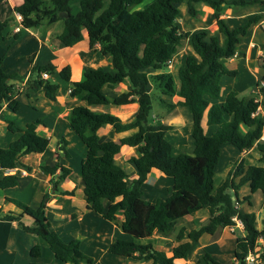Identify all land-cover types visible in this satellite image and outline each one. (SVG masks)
<instances>
[{"label":"trees","instance_id":"obj_1","mask_svg":"<svg viewBox=\"0 0 264 264\" xmlns=\"http://www.w3.org/2000/svg\"><path fill=\"white\" fill-rule=\"evenodd\" d=\"M72 1L21 0L12 8L21 16V28L4 34L14 20L0 21V43L8 47L9 42L21 39L28 29H43L61 22L62 28L54 33V37L64 46L73 47L86 35L89 50L110 56L111 70L86 68L77 81L70 80L69 64L57 70L51 63L33 67L27 80L29 88L43 92L47 99L56 100L58 86L49 78H42L41 73L58 72L61 79L70 83L69 96L81 102L70 109L68 122L87 148L86 156L80 162L85 200L102 219L115 224L116 214L122 213V220L117 224L122 235L108 244L107 252L150 264H175L176 259L189 257L201 235L214 234L218 228L228 227L235 236L232 264H247L245 258L249 253L257 258L256 264H261L258 256L264 259V215L259 228L256 213L245 209L244 205H252V194L257 190L264 198V166L247 164L241 158L232 164L219 186L214 187L213 178L219 164V150L224 144L239 151L255 147L264 160V141L260 140L264 119L258 114L253 115L259 102L252 96L240 97L235 90L228 91L220 103L211 100L219 99L221 95V77L237 74L236 69L225 65L224 59L235 54L240 38L261 18V15H255L230 28L222 15L226 9L264 4V0H153L144 8H136L144 0H107V4L106 0H80L76 13L72 12ZM183 1H186L191 17L197 15L196 2L203 1L211 7L216 31L209 32L207 28L183 30L177 22L178 5ZM61 12H66L67 16H60ZM182 39L190 42L192 53L177 70V85L172 73L166 69ZM9 80L20 81L21 77L16 72L3 71L0 66V110L6 103L9 110L17 112L21 106L19 91ZM120 83H125L128 89L113 97L104 94L103 87L114 88ZM256 85L264 93V74ZM161 95H177L180 99L169 103ZM153 100L167 113L176 106L188 109L192 118L193 148L190 153H172L173 145L165 137L172 125L154 116ZM133 103L137 104V111L129 122H123L108 111L90 108ZM204 117L207 125H217L211 134L205 132ZM39 123L40 119H34L20 129L13 120H6L7 130L18 136L7 147L0 148L1 168L13 169L22 164L24 155L45 151L49 138L38 134ZM105 125H110L116 133L135 131L118 140H100L98 131ZM67 143L64 137L59 140L54 164L39 166L42 172L52 175L58 169L59 181L72 173V169L60 161L62 157H70L65 147ZM122 146L137 148L138 155L127 159L135 169L132 177L115 161ZM152 168L173 179L167 196L154 201L146 198L142 190ZM20 178L16 173L2 175L0 188L14 187ZM245 185L250 193L239 197V191ZM72 192L59 190L63 195ZM48 199L49 194L45 193L37 205L30 206L6 198L20 212L16 215L11 211L4 212L0 207V219L15 221L22 231L40 237L57 262L93 264V257L81 250L78 238L65 241L50 227L45 212ZM200 209L208 211L207 221L189 231L181 227L176 238L186 237L187 240L174 245L170 253L146 241L154 233L170 234L180 218ZM25 217L31 219L30 222H26ZM29 256L31 260L27 264H56L39 260V244L31 246ZM198 264L224 263L210 253H204Z\"/></svg>","mask_w":264,"mask_h":264},{"label":"crops","instance_id":"obj_2","mask_svg":"<svg viewBox=\"0 0 264 264\" xmlns=\"http://www.w3.org/2000/svg\"><path fill=\"white\" fill-rule=\"evenodd\" d=\"M3 2H5V4L8 5L12 15L15 17L16 21L20 24L18 13L12 11V8L16 5H19L21 0H0V12L3 13L5 12L4 16H6V13L8 14V12L5 11L6 8L2 9ZM194 6L197 9V15L195 17H192L194 20L188 14L190 16L191 21L193 22L191 28L193 30L198 28H207L209 32L216 31L217 26L215 24V18L213 17V10L211 9V7H209L203 1L196 2ZM255 15H261L260 20L256 23L251 24L247 34L240 38L239 42L236 45L235 54L230 58L224 59V63L229 69L237 70V74L231 77H236L241 80L242 73H247V76L250 80L246 84L236 83L237 86L235 84L234 85L228 84L223 86V88L226 90L225 94L222 96V98L211 100V102H218V103L222 102L226 94L230 90H235L239 94L240 89L242 87L246 89L253 88V90L255 92H258L259 94L263 93L260 90V86L256 85V82L264 74V4L250 5L245 7H239L236 9H226L222 17L230 28H234L236 26L243 24L250 17H253ZM40 31L41 32L37 34L36 32L33 33L30 29H28L27 33L21 39L13 42L11 45H9L6 48L1 46L0 44V58H1L0 66L3 71L11 72V69L14 68L12 66L17 64L18 62L23 61L24 58L27 59L28 61V69L26 70L25 75H22L21 73H19V71H15L21 77V80L20 81L9 80V82L15 84V86L18 88L19 91L18 99L21 101V106L17 112H12L7 108L6 103L3 104V107L0 110V135L2 137V140L4 141L5 144L8 145L12 140H14L18 136V133H11L7 130L6 120L9 119L13 120L16 126L19 127L20 129H23L32 120L40 119V123L37 127L38 134L49 138L48 146L44 152L40 154L24 155L21 158L22 164L18 165L13 169L5 170L0 167V176L5 175L7 173H16L21 177L19 179V183L16 186L8 187V188H0V207H2V210L4 212L11 211L13 212V214L17 215L20 212L19 209L16 208L12 203L8 202L6 198H14L20 200L21 202L27 205L35 206L39 203L41 197L45 193L49 194V199L46 202L45 212L46 215L47 214L51 215V220L47 215L50 223V227L57 232H61L62 236L67 239L77 238L78 236L77 234H80L79 240H80L81 250L87 255L93 257L95 261L93 264L96 263L150 264L149 261L133 260L107 252L108 244L116 237L122 235V231L117 225L122 220L121 212H118L116 214L115 222L117 224H115L112 221H107L102 219L100 215L96 214L93 210H91L89 203H87V201L85 200L83 194V185L81 181H79L77 178L74 179L71 175L72 173L66 178L59 181V179L57 178L59 174L58 169L52 175L50 173L42 172L39 168V166L43 163L49 165L54 164L55 162L54 157L56 153V148L58 146L56 148L51 147L50 139L55 138V140L54 139L53 140L59 142V140L61 139V138L59 139V130H58L59 122H63L64 124L68 125L69 124L68 115L70 109L73 106L81 103L76 98L73 97H70L71 100L66 99V101L64 100L63 97L61 99V102H58L57 99L50 100L44 97L43 92L34 91L33 89L28 87L27 80L28 78H30V72L33 67L51 63L57 67V70H59V68L62 65L69 64L71 62V59L69 58H72V56L69 55L68 59L63 61V58L61 57L62 55L60 56L59 54L60 50L58 51V49L54 48V46L47 39L49 35V31L46 30V28H43ZM220 39H222V36H220ZM82 43L85 45L84 50L88 52L90 51L88 49L86 35H85L84 40H82L80 43H78L73 47H69L71 48L70 51L71 54L74 56V58H76L79 53L81 54L83 52L79 48ZM93 52L95 53L97 60L96 63L92 62L89 67H93V68L103 67L104 69L107 70L112 69L109 55H102L98 51H93ZM90 53H92V51H90ZM257 60H259L261 63L258 62ZM62 61L64 63H62ZM60 64L61 66H59ZM84 65L85 64H82V62L81 64L78 65L79 69H77V73H78L77 76H80V73L82 72V67ZM70 80L71 81L79 80V79H75V80L72 79V70H71ZM127 89L128 86L125 83H120L114 88L103 87L102 90L104 94H106L107 96L113 97ZM68 90H69V84H68L67 93ZM171 96H175V100L173 103H175L177 100L180 99V97L177 95H171ZM251 96L254 97L255 100L259 102L258 115L262 116L261 113L262 112L264 113V108L261 107L260 100L257 98V96H254L253 93L251 92L249 93L248 96H245L244 98L247 99ZM39 97H44V98L42 99L41 103H36L37 100H39ZM161 97L166 102H169L166 99L170 97L169 95H161ZM29 107H32L31 110ZM90 108L95 111H108L112 114L119 116L123 122H129L134 118V115L137 111V104L133 103L128 105H118V106H109V107L97 105ZM158 110H161L160 106L158 107ZM165 112L166 110L156 111L154 116L157 119H160L162 122L171 124L172 130L181 125H184V128L185 127L187 128V130H185L186 133H185L184 141L185 144L188 143V146L191 144L190 150H192L193 145H192V137L190 134L192 118L188 109L185 106H176V108L173 111L167 114H165ZM41 113L45 114L46 116L45 119L42 117ZM166 115H171V117L167 119ZM47 122L50 124H47ZM175 122L181 124L177 126L175 125ZM203 125L205 128V132L207 134H211L217 129V125L215 124L207 125L205 122V117L203 118ZM211 126H215L216 129H212ZM134 131L135 129H130L124 132L116 133L113 131L110 125H105L99 129L98 135L100 137V140H105V139L118 140L121 137L126 136ZM69 132L73 135V137L66 138V140L68 141L66 150L69 152L70 157L73 155L72 154L73 150H76L79 155V160L81 162V160L86 156L87 148L79 139V137L76 134H74L75 133L74 131L71 132L69 130ZM6 133H9L10 135L6 136ZM227 145L224 144L223 146H221L219 150L218 162H220L221 158L223 157H229L228 154H230V151L233 150L234 147L231 145H229V147H226L225 149L224 146ZM250 149H255V151L258 153V158L260 159V161H264L261 157V154L258 152V150H256L255 147H252ZM250 149L240 151L242 154L241 158H243ZM132 155L135 156L138 155L136 146H130V147L122 146L120 153L115 157L116 163L122 166L131 177L134 176L135 169L133 165L127 161V159ZM64 158L65 157H62V159ZM66 159L68 158H65L64 160ZM64 162L65 161H62L61 163L71 168V166L66 165L67 163L64 164ZM233 163L234 162H231V160L228 161L226 159V165H225L226 169H225V173L223 171L224 177L222 178L220 184L223 182L227 172L229 171ZM262 166H264V164ZM156 173H157V169L152 168L149 174L147 175V179L145 181V185H148V187L152 188L151 189L152 195H147L146 192H143L144 196L151 201H154L157 198L166 197L168 194V189L172 186L173 183V179L169 176H166L163 179V181L156 183V181L160 178L158 175H156ZM153 177H155L154 178L155 180H152ZM150 181H152L153 185ZM220 184H218L217 186H219ZM59 190H63V191L72 190L73 192L72 194L63 195L59 193ZM59 196L67 198V200H69L71 204L68 203L67 201H65L63 204H58ZM198 211H196L191 215L180 218L175 225V229L170 234L164 235V234L154 233L152 237L146 241L152 242L153 240L159 239L158 245L160 247L163 244L165 245L170 244L171 248L165 249L161 247L164 251L170 253L174 245H176L179 242L187 240L186 237L180 240L176 238V234L181 227H184L187 231H189L191 229L198 228L201 224H204L207 221L208 211L206 210L207 214L201 216H198L196 214ZM87 215L90 217L87 218ZM263 215L264 213L263 214L256 213V218H257L256 223L259 228L261 226V219ZM24 220L27 222V220L30 221L31 219L29 218L26 219L25 217ZM63 225L66 226L67 228L66 231L62 229ZM107 227H109V229ZM239 227H240V222L237 221V228ZM225 233L232 234V228L223 227L219 232H215L214 234H207L209 235V238H207L204 242H200L201 237L204 234L201 235L198 241L194 244V247L189 257L187 259H176L175 264H198V261L202 258V254L204 253H210L213 256H215V258L220 260L219 255L221 256V253H216L215 251L217 250L216 249L217 245L219 246V248H223L224 240L227 237V234ZM218 234L221 235L218 236ZM37 237H38L37 235H32L22 231L17 226L15 221H11L9 219H0V264H27L31 260V257L29 256V250L33 244H39L41 246V256L39 258L40 261L46 263L59 264V262H57V260L54 258L53 254H52V258L44 259L42 257L43 246L45 245L42 242L43 240L42 239L39 240ZM234 244H235V238H234ZM194 250L196 251L195 253L197 254L201 252V255L199 256V258H195L196 256L195 255L193 260H190L192 258L191 256L193 255ZM233 262H234V251H233ZM78 264H85V263L80 262Z\"/></svg>","mask_w":264,"mask_h":264},{"label":"rangeland","instance_id":"obj_3","mask_svg":"<svg viewBox=\"0 0 264 264\" xmlns=\"http://www.w3.org/2000/svg\"><path fill=\"white\" fill-rule=\"evenodd\" d=\"M151 1L153 0H144L143 2H141L138 6H136V8H144L147 4H149ZM79 2L80 0H73L71 2V6H72V12L73 13H76L79 9ZM105 4H107V0L105 1ZM6 6V7H5ZM3 8H6L5 11L8 12V14L6 13V16L5 15V12H0V21H4L6 19H13L14 22L12 24H9L7 26V28L5 29L4 31V34H7L11 31H15V26L19 23L16 21L15 17L12 15L9 7L7 4H5V2H3L2 4V9ZM178 9H179V14L177 16V22L179 23V25L181 26V28L183 30H193L191 27H192V24L193 22L191 21L190 19V16L188 15V10H187V5H186V1H183L182 3H180L178 5ZM192 18V17H191ZM193 19V18H192ZM194 20V19H193ZM46 30L49 31V35L47 37L48 41L54 46V48L58 49V51L60 50V56L63 58V61L64 60H67L69 55L72 56V58H69L71 59V62L69 63L71 65V70H72V79H80L81 78V73H80V76H77L78 73H77V69L78 68V65L81 64H85L83 67H82V70L86 69V68H90L89 66L91 65V63H96V60H97V57L95 55V53L92 51V53H90V51H86L84 50L85 49V45L82 43L80 45V49L83 51L81 54L79 53L77 55L76 58H74V56L71 54V48L69 47H66L64 46L59 40H57L56 38H54V33H57L61 30L62 28V25H61V22H58V23H55V24H51V25H48L45 27ZM33 33H40L42 30L41 28L39 29H30ZM10 45L12 44L11 42H9ZM1 46L5 47L6 48V45H4V43H0ZM192 53V50H191V46H190V42L186 39H182L181 40V43L177 49V52L176 54L173 56V59L171 60L170 62V65L168 67V69H166L167 71L171 72L172 75L174 76L175 78V81L178 85V79H177V68L181 66V64L184 62V59L187 55L191 54ZM100 56V55H98ZM62 61V63H64ZM258 62H260L259 60H257ZM256 61V62H257ZM257 62V63H258ZM263 62V60H262ZM261 63V62H260ZM61 66V64L59 65ZM14 67V68H12ZM11 68V72H15V71H19V73H21L22 75H25L26 74V70L28 69V61L27 59H23V61L21 62H18L17 64H15L14 66H12ZM29 79V78H28ZM49 80L52 82V83H55L58 88L56 90V98L58 100V102H61V99L64 97V100L66 101L67 100H71L70 96H69V93H67V89H68V84H70L69 82L67 81H64L63 79H61V77L59 76L58 72H55L54 74L50 75L49 76ZM250 79L248 78L247 76V73H242L241 75V80L239 78H236V77H231V76H223L220 80L222 86H225V85H228V84H235L237 86L236 83H241V84H246ZM11 81H14V80H11ZM253 88H249V89H246L244 87H242L240 89V97H245V96H248L249 93H253L254 96H257V98L260 100V103H261V107L264 108V93H261L259 94L258 92H255ZM226 90L223 88L221 90V95L219 97L222 98V96L225 94ZM44 95V94H43ZM42 95V96H43ZM44 97H39V100H37L36 103H41L42 102V99ZM169 102L173 103L174 100H175V96H170L168 98H166ZM46 101V100H45ZM24 104V103H22ZM160 105L157 103V101L153 100V111L154 113L156 111H164L165 109L163 107H161V110H158V107ZM26 108V107H25ZM30 110L32 107H29ZM165 114H167V112H165ZM42 117L45 119V114L41 113ZM261 115L263 116L262 118L264 119V113L262 112ZM171 117V115H166V118L169 119ZM47 124H50L47 122ZM181 123H177L175 122V125H180ZM212 129H216L215 126H211ZM58 130H59V139L62 138V137H65V138H72L73 135L69 132V130L71 132H73V130L71 129V127L66 124H64L63 122H59V126H58ZM185 130H187V128L185 127L184 128V125H181L177 128H174L173 130H169L168 132H166L165 134V137L166 139L173 145V154H178L180 152H188L190 153L191 152V144L188 146V143L185 144V141H184V137H185ZM7 132V131H5ZM75 134V133H74ZM7 135H10L9 133H6V136ZM55 138H52L50 139V146L51 147H57L58 146V142L54 141ZM2 137L0 135V147H7V144L4 143V141L2 140ZM227 145V144H226ZM67 146V145H66ZM65 146V147H66ZM226 147H229V145L227 146H224V148L226 149ZM49 150V149H47ZM57 150V148H56ZM257 150V149H256ZM49 153V151H48ZM72 156L66 160L64 159H60V161H65V163H67L66 165H69L71 166V168L73 169L72 170V177L75 179L77 178L79 181H80V166H79V163H80V160H79V155L77 153L76 150H73L72 152ZM229 157H223L221 158L219 164L217 165V171H216V174H214V187H216L218 184H220L222 178L224 177V173H225V169H226V159L228 161L231 160V162H235L236 160H239L241 159L242 157V154L241 152L236 149V148H233V150L230 151V154H228ZM245 163L247 164H256V165H263L264 164V161H260V159L258 158V153L255 151V149H250L246 155L243 157ZM224 171V173H223ZM156 175H158L160 178V180L158 179L156 181L157 182H161L163 181V179L166 177V175H164L163 173H161L160 171L157 170V173ZM156 177V176H155ZM153 177L152 180H155ZM152 183V181H150ZM153 185V183H152ZM152 188L151 187H148V185H144L142 190L143 192H146L147 195H152ZM250 193V190H249V187L248 186H243L240 191H239V197H242L246 194H249ZM65 201H67L68 203H70L69 200H67V198L65 197H62V196H59V203L58 204H63ZM71 204V203H70ZM245 209L247 208V210H250V211H254L255 213L257 214H263L264 213V198H263V195L262 193L257 190L255 191L253 194H252V205L251 206H247L245 205L244 206ZM198 216H201V215H204V214H207V211L205 209H201L199 210L197 213H196ZM48 217L50 218L51 220V215L50 214H47ZM90 216L87 215V218H89ZM27 222H30L29 220H27ZM65 225H63V230H67L66 226L64 227ZM108 226V225H106ZM109 229V227H107ZM106 228V229H107ZM222 228H218L216 230V232H219ZM62 231V230H61ZM57 232V231H56ZM236 232L237 229H236ZM65 241L69 240L67 238H64L62 236V233L61 232H57ZM227 234V237L226 239L224 240V245H223V248H219V246L217 245L216 247V253H221V256L219 255V259L224 263V264H232L233 262V251H234V247H235V244H234V238L235 236L233 237V235L231 233H225ZM77 238L80 239V234H77ZM221 235V234H218V236ZM224 235V234H222ZM39 240L41 239L40 237H37ZM169 238V236H168ZM207 238H209V235L207 234H204L202 237H201V241L200 242H204ZM159 240V239H158ZM158 240H151L152 241V244L156 247V248H159V249H162L161 247L163 248H171V245H161V247L158 245ZM43 244L45 246H43V254H42V257L44 259H48V258H52V253L50 252L49 248H48V245L42 241ZM157 243V244H156ZM169 250V249H168ZM196 251L194 250L193 251V255L190 257L191 259L190 260H193L194 256L195 258H199V256L201 255V252L200 253H195ZM195 253V254H194ZM86 254V253H85ZM203 255V254H202ZM90 256V255H89ZM259 258V262L262 264H264V259H262L260 257V255L258 256ZM195 261V260H194ZM150 263V262H149ZM59 264H71V263H62V262H59Z\"/></svg>","mask_w":264,"mask_h":264},{"label":"built area","instance_id":"obj_4","mask_svg":"<svg viewBox=\"0 0 264 264\" xmlns=\"http://www.w3.org/2000/svg\"><path fill=\"white\" fill-rule=\"evenodd\" d=\"M18 17L21 20V16L19 14H18ZM20 28H21V25L19 24V25L15 26L14 29H15V31H18ZM49 76L50 75L47 72H42L41 73V77L42 78H49ZM261 84H263V83H261ZM68 92H69V90H68ZM258 109L255 111V113H253V115L258 114ZM260 140L261 141H264V132L262 133V135L260 137ZM245 260H246L247 264H256L258 262L257 258L253 254H251V253H249L246 256Z\"/></svg>","mask_w":264,"mask_h":264},{"label":"water","instance_id":"obj_5","mask_svg":"<svg viewBox=\"0 0 264 264\" xmlns=\"http://www.w3.org/2000/svg\"><path fill=\"white\" fill-rule=\"evenodd\" d=\"M59 15L60 16H67V13L66 12H61V13H59ZM226 191L229 192L230 190L227 189ZM233 204H235V198L234 197H233Z\"/></svg>","mask_w":264,"mask_h":264}]
</instances>
